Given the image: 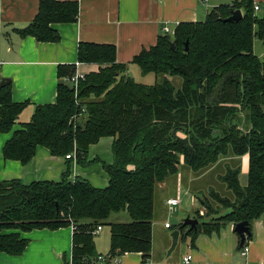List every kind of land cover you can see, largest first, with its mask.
<instances>
[{"label":"trees","instance_id":"trees-1","mask_svg":"<svg viewBox=\"0 0 264 264\" xmlns=\"http://www.w3.org/2000/svg\"><path fill=\"white\" fill-rule=\"evenodd\" d=\"M253 6V0H234L213 8L204 21L180 23L172 35L159 36L132 60L141 74L162 76L151 86L125 74L127 67L116 62L113 45L80 43L78 63L98 70L78 81L75 94L64 81L75 74L74 65H59L55 102L36 106L31 120L19 124L5 142L2 158L26 165L43 147L53 157L73 155L80 167L101 164L107 185L96 188L79 176L70 180L69 169L58 182H0V253L22 255L29 241L21 233L71 227L70 260L82 264L99 255L93 232L107 226V255L139 253L146 262L158 184L176 175L181 164L195 174L220 159L232 163L217 177L231 197L214 191L195 195L206 214L195 210L187 215L198 220L194 230L182 227L183 221L173 230L181 227L180 238L188 237L193 248L201 234L247 222L251 235L246 243L251 241L252 224L264 222V60L253 51L255 38L264 44V11L257 16ZM235 10L242 13L239 21H220ZM77 15L75 1L38 0L33 20L16 33L57 43L60 37L52 25L73 23ZM172 77L181 79L179 89ZM11 94V83L0 87V134L12 131L27 106L12 102ZM103 138L112 140L111 165L88 159L89 148ZM244 155L247 182L240 186L237 160ZM119 212H126L129 222L110 223ZM203 216L217 218L202 222Z\"/></svg>","mask_w":264,"mask_h":264},{"label":"crops","instance_id":"crops-1","mask_svg":"<svg viewBox=\"0 0 264 264\" xmlns=\"http://www.w3.org/2000/svg\"><path fill=\"white\" fill-rule=\"evenodd\" d=\"M57 1L78 3L76 21L52 25V28L59 34V42L39 43L32 37L21 38L16 33V30L28 26L35 17L38 0H0V80H10L12 102H27V106L19 114L17 124L12 131L0 134V157H2V148L5 142L11 138L12 132L18 129L19 124L31 120L36 106L55 102L56 86L59 82L57 78L59 65H74L75 73L83 75L98 70L97 65L78 63L77 47L80 43L113 45L116 49V62L125 64L127 67L125 74L129 77L130 75L141 76L140 78L147 82L137 83L151 86L158 81V77H151V73L145 76L141 75L139 67L132 63L133 58L142 50L154 46L157 38L164 35L162 32L164 27L168 28L172 35L178 24L204 21L208 12L213 8L230 4L234 0H205L204 2L198 0ZM253 2L259 7H264V0H253ZM261 12L263 11L260 10L256 15L260 16ZM259 46L254 39L253 51L260 59H264V49ZM111 142V139L103 138L98 144L91 146L88 159H99L106 165H111L113 162L110 151ZM103 151L109 153V157L105 161L101 157ZM242 158L246 160V163L248 162L247 155ZM75 163L74 159L53 157L47 149L38 147L35 156L26 165L17 161L0 159V182L12 179H19L24 184L37 181L58 182L65 169L70 167L75 173V176H70V180L79 176L96 188H103L107 185L106 173L101 187L88 171L79 169L80 166ZM211 172L210 169V174ZM188 175L190 178L188 183L191 185L198 177H195L197 175H193V173L191 176L190 173ZM167 182L158 184L159 188L166 189ZM172 197L180 199L177 211L181 209L188 213L190 205H194V209L198 207L197 199L190 194L187 188L183 190L179 179L165 196L161 195L159 201L165 206V200ZM164 222L158 229L163 234L161 250L156 251L152 246L150 257L146 262H142L139 253L125 254L118 257V264H182L183 257L187 255H191V264H264V222L262 220H257L252 224L253 237L251 241L247 242L248 251L245 256L240 253L239 237L234 232L232 224H228L218 234L197 236L193 248L190 246V239L188 237L180 238L179 234L178 243L182 241L183 251L181 250L182 252L178 255L173 252L167 255L171 237L168 238L164 230L172 228L165 229ZM110 223H127V219L114 220ZM72 235L71 227L56 231L43 229L21 233V237L29 241L23 254L9 256L0 253V264H66L71 257ZM96 236L97 234L95 238ZM105 236V240L109 241V232ZM98 248V244L96 247L95 243V250L99 255H107L109 252L108 247L105 250L107 253H103L104 250Z\"/></svg>","mask_w":264,"mask_h":264},{"label":"rangeland","instance_id":"rangeland-1","mask_svg":"<svg viewBox=\"0 0 264 264\" xmlns=\"http://www.w3.org/2000/svg\"><path fill=\"white\" fill-rule=\"evenodd\" d=\"M255 42H257L258 45H260L259 47L264 49V44L260 40L255 38ZM261 60H264V59H261ZM141 75H143V74H141ZM143 76H145V75H143ZM150 76L152 77V76H156V75L151 74ZM130 77H132L135 82H140V83H142V82L146 83L147 82V80L140 78L141 76L130 75ZM161 77H158V80ZM169 80L172 82L173 86L176 89H179L181 87V79L179 77H172ZM181 137H183V136H181ZM101 157L103 158L102 160L105 161L109 157V153L107 151H105V152L103 151V153L101 154ZM0 159H2V157H0ZM182 160L183 159L181 158V163H182ZM1 162H2V160H1ZM230 162L231 161L229 159H220L219 162L217 164H215L213 167L207 168V169L202 170V171L195 173V174L193 172H191L188 168L182 167L183 165L181 164V167L179 168L178 173L176 175L168 177L165 180L166 182L168 181L167 182L168 187L166 189H160L159 186H157V198H156L155 213H154L155 219L153 221L154 232H153V237H152V246L156 251L161 250V245H162V241H163V234H161L158 229L160 227H162V224L165 220L168 221L172 225L171 230H164V232H166L167 237L170 238V234L172 233V231H174L173 228L175 226H177L181 221L186 219L187 215L192 216V214L195 210H199L203 214H206L205 210L202 209L201 206L199 205L200 204L199 202H198V207L195 209L193 207L194 205L193 206L190 205L189 206L190 208L188 207L189 208L188 213L179 209L178 211L176 210L174 213L170 214L167 211V208H165V206H163L159 201L161 195L165 196L167 194L168 190H170L171 187L174 186L179 179V183L181 184L183 190H186V188H187L188 191H190V192L192 191V193H190V194H192L193 196H195L197 194H198V196H201L202 194H204L208 191H214V192L219 193L222 196L230 198L231 193L225 188V185L222 182H220V180H218V178H217L219 175H222L225 172V168H224L225 166L224 165L229 164ZM237 163H238V166L240 168L239 178H238L239 184H240V186H245L246 182H247L248 162L246 163V160H244L243 158L242 159L240 158L239 160H237ZM230 164H232V163H230ZM68 169H69V178H70V176H75V173H73L72 169H70V167ZM79 169L88 171L89 174L92 176V178L95 180V182H97L98 186L102 187L101 184H103L102 181L105 179V172H104V169H103L101 164L95 163V164H92L86 168L79 167ZM210 169L212 171L211 174H210ZM65 171H66V169H65ZM185 171H187V172H185ZM189 173H190V176H191V173H193V175H197L195 177H198L196 179V181H194L191 185L188 183V179H190L189 175H188ZM189 188H191L192 190ZM199 190H201V191H199ZM226 211L227 210H221L220 213L222 212V214H223ZM202 215L200 214V216H202ZM123 218L127 219V222H129L128 221L129 220L128 214L126 212H119V213L112 214L109 218V221L110 222H112L114 220L121 221ZM216 218H217V216H203L201 221L202 222H213V220ZM191 219H195V218H191ZM201 221H199V222H201ZM108 232H109L108 227L102 226L101 233L99 232L100 234L98 233L96 238H95L96 247L98 244V247L100 249L104 250L103 253H107V251H105L106 247L109 248V241L105 240V237H106L105 234L108 235ZM183 247L184 246H183L182 241H179L178 245L175 247V250L173 251V254L178 255L179 253H181L183 251ZM68 263H71V260Z\"/></svg>","mask_w":264,"mask_h":264},{"label":"built area","instance_id":"built-area-1","mask_svg":"<svg viewBox=\"0 0 264 264\" xmlns=\"http://www.w3.org/2000/svg\"><path fill=\"white\" fill-rule=\"evenodd\" d=\"M199 2H204L205 0H198ZM253 9H254V12L257 13L260 11V8L258 5L254 4L253 6ZM162 32L164 34H171V32L169 31L168 28L164 27L162 29ZM85 77V75L83 74H77L75 73L72 77L70 78H65L64 81L65 83H67L69 86H71L73 88V90L75 91V94H76V91H77V83L79 80H83ZM65 159H74V156L71 155H66L65 156ZM165 207L167 208V211L171 214V213H174L177 208L180 206V199L178 197H172V198H168L165 200ZM200 214L202 215L203 213L200 212ZM164 228L165 229H171L172 228V225L166 221L164 223ZM101 231V227H98L94 232L93 234L96 235L98 234L99 232ZM248 251V245L245 241V243L243 244L242 247H240V253L242 256H245L246 253ZM191 261H192V258H191V255H187L185 257H183L182 259V264H191ZM119 261H118V257H111L110 255H98L96 256V258L94 260H91V261H88V262H85V263H82V264H118ZM67 264H72V263H67Z\"/></svg>","mask_w":264,"mask_h":264},{"label":"water","instance_id":"water-1","mask_svg":"<svg viewBox=\"0 0 264 264\" xmlns=\"http://www.w3.org/2000/svg\"><path fill=\"white\" fill-rule=\"evenodd\" d=\"M261 11H264V7H259ZM242 18V13L240 10L231 11V14L226 19H220L222 23H228V22H237ZM170 48L174 50V44L170 43ZM185 51H187V43H185ZM9 79H1L0 80V87H6L10 84ZM198 224V221L196 219L186 218L183 220L182 227L189 226V231L194 230ZM180 228L172 231L170 237H171V246L169 250L167 251V255H170L178 243ZM234 232L239 237V246L242 247L243 244L246 241V238L251 235L249 231V227L247 226V222H241L234 226Z\"/></svg>","mask_w":264,"mask_h":264}]
</instances>
